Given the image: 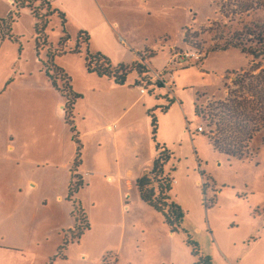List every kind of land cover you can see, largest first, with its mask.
<instances>
[{"label":"rangeland","instance_id":"1","mask_svg":"<svg viewBox=\"0 0 264 264\" xmlns=\"http://www.w3.org/2000/svg\"><path fill=\"white\" fill-rule=\"evenodd\" d=\"M3 1L9 9L3 16L5 19L11 7ZM47 1L58 11L56 4H63L70 24L88 27L99 22L102 16L132 49L138 47L145 56L153 53L145 59L151 75L161 74L167 80L174 70L171 74L175 81L169 95L156 85L149 90L159 92L162 97L159 103L168 106L164 115L155 112L156 142L172 154L168 168L173 167L171 177L175 183L171 193L185 213L182 229L186 234L170 233L159 214L148 208L145 212L136 210L130 202L123 213L114 207H100V188L94 184L85 187L78 173L81 186L72 199L74 209L84 214L88 229L76 238L75 226L79 223L71 216L72 203L47 198V204H43L42 196L58 184L55 176L50 175V168L26 167V176L21 171L22 162L17 153L21 149L15 148L24 135L15 123L12 106L9 123L5 127L0 123V264H193L195 260L184 242L186 235L197 244L200 255L209 258L210 264H264V134L261 131L252 137L251 157L247 159L215 151L206 136L209 114H213L214 121L217 119L215 111H210L213 103L229 98V92L238 91L231 83L238 73L244 72L253 84L257 78L264 82V59H258L251 67L252 59L237 49L204 57L206 49L215 42L234 36L235 42L245 43L250 39L252 43L247 47L255 46V40L263 45L264 18L260 17V9L264 10V0H148L145 9L132 0L129 4L117 5L113 11L105 10L107 19L96 0ZM3 4L0 1L1 11ZM248 6L250 10L246 12ZM18 13L12 16L10 29L19 42L12 45L21 51L19 55H12L11 49H1L0 63L9 64L18 58L24 65L34 63L41 69L46 52H35L33 23L28 11L22 9ZM255 16L260 19L254 21ZM248 29L254 33L253 39L246 36ZM65 30L69 35L67 26ZM185 33L186 45L182 43ZM60 36V21L52 14L45 28L47 46L57 45ZM74 38V34L69 35L68 48L74 44ZM184 52H198L201 59L196 63L185 59L184 63L171 65V57ZM58 59L62 63L76 60L66 56ZM9 69L8 66L5 76L0 68V79L5 77L1 84L5 94L1 95L0 102L9 97L13 103L15 95L21 94L20 87L29 78L36 77L19 79L20 76H14L16 71L9 72ZM132 76L133 73L127 78ZM172 95L175 100L169 103ZM195 106L202 116L196 115ZM64 126L69 134L68 126ZM198 126L202 133L197 132ZM138 133L144 151L147 144L152 145L148 140L149 121L140 123ZM69 140H72L71 134ZM5 144L11 149L5 150ZM90 152L94 154L95 150L85 151ZM200 171L204 187L199 184ZM28 179L36 180L38 187L29 191L34 183ZM20 186L26 192L24 197ZM90 201L96 205L90 206ZM64 240L67 244L58 255Z\"/></svg>","mask_w":264,"mask_h":264},{"label":"crops","instance_id":"2","mask_svg":"<svg viewBox=\"0 0 264 264\" xmlns=\"http://www.w3.org/2000/svg\"><path fill=\"white\" fill-rule=\"evenodd\" d=\"M0 1L4 3L2 11L0 10V20H4L3 16L9 9H6V2ZM6 1L11 7L10 0ZM96 1L99 4L102 15L107 19L105 10L113 11L117 5L129 4L132 0ZM133 1L137 5H143L144 9L148 4V0ZM48 3L50 4V2ZM62 5L61 3L56 4V7L66 14L65 27L67 26L68 28V34L75 35L74 44L69 48L74 47L77 34L86 31L89 37L88 51L102 54L109 59L113 66L140 62L137 58L140 59L141 56H145L141 55L138 47H133L132 49L126 44L123 38L103 21L102 16L99 17V22H95L88 27L70 24L67 17L68 12ZM10 9L12 10V7ZM30 18L34 26V20L31 15ZM8 35L15 42L9 41L7 37L2 38L0 35V54L2 53L1 49L5 50L7 48L8 51L11 49L12 55H19L21 48H16L12 45L19 44V42L16 37L11 35L10 28ZM49 46L55 48L56 45L50 44ZM84 52L85 49L81 47L78 55L67 53L55 57L53 60L54 65L60 68L68 77L72 92L79 96L74 102L71 112L74 134L70 132V128L65 122L67 112L64 106L66 100L52 87L45 75L43 66L41 65V69H39V66L34 63H32V66L31 63L24 65V62L18 58L9 64L7 62L0 63V68L5 76L9 66L12 71H16L14 76H20L18 77L19 79L23 77L36 78H29L27 83L20 87L19 91H21V94L18 95L19 93H17L16 95L18 96L15 95L13 103L9 97H6V99L2 98L0 102V123L3 124V127L6 126L13 106L16 114L15 123L24 135L21 141L18 139L17 147L15 148L21 149V151L17 152L22 162L21 171L26 176L28 168L32 170L37 167H49L50 175L55 176L58 181L55 189L44 197L42 196L43 204H47V198L51 201H58L59 203L65 201V203L70 204V201L67 200V192L73 175L77 179L80 176L85 187L94 184L100 188V207H114L120 213H123L124 210L129 208L127 203L130 202L136 210L145 212L147 208H151L140 201L134 184L141 173L149 169L155 153L154 148H152L153 144L150 140V135L148 140L152 145L147 144L146 149L142 151L138 129L140 128V123L142 125L146 124V121L148 123V111L164 106L159 103V99L162 97L159 92L155 93L156 90H149V88L146 94H141L140 88L136 84L139 81L138 76L134 72H132L134 76L127 78L122 86L115 85L108 78L87 73L84 67ZM3 54L7 55V51H4ZM65 56L73 57L76 60H71L69 63L57 62L58 58ZM175 58L176 55L171 57V65L184 63L175 60ZM146 65L151 69L147 63ZM13 67L14 69H12ZM10 69L8 70L9 72H11ZM173 71L172 69L170 77L167 80L165 79V81H170L171 83L170 91L161 84L154 82L153 79L151 83L158 87H163L167 94L171 93L172 85L175 81L171 74ZM150 77H152L151 74ZM4 82L5 77L2 80L0 79V97L5 94V90L1 88V84ZM57 84L59 86V83ZM171 98L172 102H174L175 97L172 95ZM64 124L68 126L69 134ZM23 125L29 131H25L22 128ZM70 134L72 135L71 141L69 140ZM74 135L76 140H80L82 155L79 154L78 166L72 172V163L76 156ZM7 148L11 149V146L5 144L4 149L7 150ZM93 149L95 150L94 154L92 152L85 153V151L89 152V150ZM27 151L30 152V156H28ZM78 167H80L79 170ZM200 177L203 178L202 171H200ZM29 181L34 183V185H30L29 191L38 187L39 183L36 180L31 179ZM174 183L175 180L172 185ZM19 191L21 196L24 197L26 192L22 186H20ZM77 201L82 205L83 201L82 203L80 199ZM89 204L90 206H95L96 202L90 201ZM249 234L251 233L249 232L246 235Z\"/></svg>","mask_w":264,"mask_h":264},{"label":"trees","instance_id":"3","mask_svg":"<svg viewBox=\"0 0 264 264\" xmlns=\"http://www.w3.org/2000/svg\"><path fill=\"white\" fill-rule=\"evenodd\" d=\"M10 6L12 10L8 14V17L4 20H0V35L2 38L7 37L9 41L15 42V40L8 35L10 24L12 23V16L18 15V12L22 9H27L29 11L34 20L35 52L38 53L40 50H45L46 52V62L43 63L44 72L52 87L67 101L65 107L67 112L65 122L69 126L72 134H74L75 131L71 121V112L73 104L79 96L72 92L68 77L60 68L54 65L53 60L55 57L67 53L78 55L80 54V48L83 47L85 49L84 67L87 73L108 78L112 80L115 85L122 86L127 76L134 72L139 80L136 82L137 86L144 83L146 89H148L150 86L155 85L151 83V71L145 62L148 55L141 56L140 62H135L130 65L113 66L109 59L102 54L90 53L88 51L89 37L85 32H79L76 36L74 47L68 48L69 36L65 30V17L60 11L52 9L48 1L11 0ZM248 10H250L249 6L245 11L247 12ZM254 10L258 12L259 9ZM260 12H262L260 17L264 18V10L260 9ZM52 14L57 15L62 32V36L58 40L55 48L47 46L45 37V28L48 23V18ZM260 17L255 16L254 21H257ZM248 30L249 32L247 31L246 36L253 39L254 33L250 32V29ZM234 37L229 40L218 41V43L215 42L206 49L204 57L209 53L237 49L242 54L248 56L250 60L252 59L253 62L250 64L251 67L258 59H264V44L260 45L258 40H255V46L247 47L248 43H252L250 39L247 41L245 40V43H243V41L235 42ZM182 43L185 45L188 44L186 33L183 36ZM152 54L150 53L149 57H152ZM244 75V72L242 74L238 73L231 82L233 86L238 89L237 92H229L231 94L229 98L227 97L224 100L213 103L214 107L212 106L213 108H210V111H215L214 116L217 119L214 121L213 114H209L208 117H210V121L206 125V136L213 149L228 157L237 159H247L251 157L249 145L252 137L261 131L264 134V82L260 78H257L255 79L256 83L253 84V82H250ZM224 79L226 80L227 77H224ZM59 82L60 85L58 86L57 83ZM225 90L228 93L229 88L226 85ZM169 103H172V101ZM167 109L168 106H162L153 108L147 112L150 140L153 144L155 154L149 169L141 173L134 185L140 201L161 216L164 224L171 233L186 234L182 229L185 213L171 193L173 182L171 172L173 171V167L170 166L168 168V165L172 160V154L164 145H160L156 142L157 119L155 112L158 111L159 114H164ZM195 109L196 115L202 116V112L197 106H195ZM212 135H215V137ZM73 140L76 144V156L72 163V172L75 171V168L78 166L80 154V144L78 140H76L75 135L73 136ZM80 186L81 182L76 176L72 175V181L68 186L67 200L73 205L71 216L74 218L75 223H79V225L75 226L76 233L74 236L76 238L79 237L82 231L88 229V223L84 214L76 208L74 209L75 202L72 199L74 193ZM184 242L190 249V255L195 260L193 264H210L209 258L200 255L197 244L190 240L188 235H186ZM66 244L67 241L64 240L62 246L58 249V255L61 250L65 248Z\"/></svg>","mask_w":264,"mask_h":264},{"label":"built area","instance_id":"4","mask_svg":"<svg viewBox=\"0 0 264 264\" xmlns=\"http://www.w3.org/2000/svg\"><path fill=\"white\" fill-rule=\"evenodd\" d=\"M10 2H11V0H10ZM176 56L178 57V60H179V61H182V62H184V60L186 59V60H188V61H191V62H193V63H196V62L199 61V59H201V58H200L201 55H200V53H198V52H184V53H180V54H178V55H176ZM149 70H150V69H149ZM151 73H152V72H151ZM161 76H162L161 74H154V75H152V77H151V81H152V79H153L154 82H156V83H158V84H161L163 87L167 88V89L170 91V85H171L170 81H165V80H163ZM139 88H140V93H141V94H146L147 89H146V86H145L144 83H143L142 85H140ZM66 105H67V101H66V104H65V106H64V109H66V108H65ZM202 131H203V130H202L201 127H198V128H197V132L202 133ZM199 184L202 185L203 187L205 186V182H204V180H203L202 177H200Z\"/></svg>","mask_w":264,"mask_h":264},{"label":"water","instance_id":"5","mask_svg":"<svg viewBox=\"0 0 264 264\" xmlns=\"http://www.w3.org/2000/svg\"><path fill=\"white\" fill-rule=\"evenodd\" d=\"M62 110H63V107H62Z\"/></svg>","mask_w":264,"mask_h":264}]
</instances>
